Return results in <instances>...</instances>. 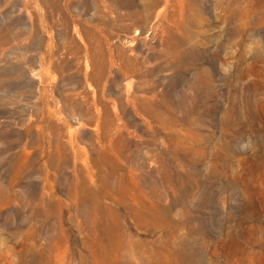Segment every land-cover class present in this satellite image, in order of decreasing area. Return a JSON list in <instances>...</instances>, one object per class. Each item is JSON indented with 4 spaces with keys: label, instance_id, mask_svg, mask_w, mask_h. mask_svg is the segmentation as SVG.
<instances>
[{
    "label": "rangeland",
    "instance_id": "rangeland-1",
    "mask_svg": "<svg viewBox=\"0 0 264 264\" xmlns=\"http://www.w3.org/2000/svg\"><path fill=\"white\" fill-rule=\"evenodd\" d=\"M143 1L0 0V264H264V0Z\"/></svg>",
    "mask_w": 264,
    "mask_h": 264
},
{
    "label": "bare ground",
    "instance_id": "bare-ground-1",
    "mask_svg": "<svg viewBox=\"0 0 264 264\" xmlns=\"http://www.w3.org/2000/svg\"><path fill=\"white\" fill-rule=\"evenodd\" d=\"M244 0H234V5L236 7H241V2ZM180 0H145L143 1L137 8H129L128 3H126L128 10L127 13L122 16L123 18L129 19L132 22V25H134V31L132 36L130 37V40L133 42L140 40L141 37L144 35L147 36L151 40L157 39L159 36H161L166 28V24L170 25H177V17H172L171 19H167L166 16V10L170 5H178L180 4ZM172 3V4H171ZM112 5L115 8H119V6L116 4V2H112ZM218 7H220L225 13L230 7V3L226 0H221L218 3ZM161 8V9H160ZM182 10L179 9L177 16H181ZM221 20L225 22V15L221 17ZM122 63L124 61L121 60ZM226 63L223 59L221 60V66L219 68L223 70V65ZM121 64V63H120ZM121 69V65H118L116 63V60L114 59L113 55L110 53L109 55V71L108 74L112 72L113 68H118ZM123 69V68H122ZM133 70L127 69L125 74L126 76V87L127 90L129 91L131 89L132 83H133V74L131 73ZM99 78L102 76L100 73H95ZM197 149L196 151H200ZM155 195H159L156 193V189L153 190ZM129 246V243H128ZM131 248V247H130ZM128 248V249H130ZM131 251L132 248H131ZM149 253H155L147 250Z\"/></svg>",
    "mask_w": 264,
    "mask_h": 264
}]
</instances>
